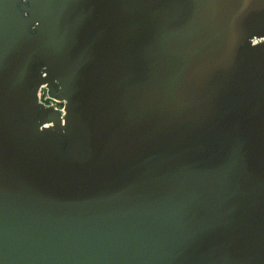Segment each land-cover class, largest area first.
<instances>
[{
  "label": "water",
  "instance_id": "1",
  "mask_svg": "<svg viewBox=\"0 0 264 264\" xmlns=\"http://www.w3.org/2000/svg\"><path fill=\"white\" fill-rule=\"evenodd\" d=\"M0 264H264V0H0Z\"/></svg>",
  "mask_w": 264,
  "mask_h": 264
},
{
  "label": "built area",
  "instance_id": "2",
  "mask_svg": "<svg viewBox=\"0 0 264 264\" xmlns=\"http://www.w3.org/2000/svg\"><path fill=\"white\" fill-rule=\"evenodd\" d=\"M42 92V94H40ZM37 98H38V101L41 102L42 104H45L48 102L47 105H50L52 106L54 109L58 110V111H62L61 110V107H59V103L55 102V101H52V100H49L45 94H44V90L43 88H40L37 92Z\"/></svg>",
  "mask_w": 264,
  "mask_h": 264
},
{
  "label": "rangeland",
  "instance_id": "3",
  "mask_svg": "<svg viewBox=\"0 0 264 264\" xmlns=\"http://www.w3.org/2000/svg\"><path fill=\"white\" fill-rule=\"evenodd\" d=\"M40 94H42V92H41ZM47 104H48V102H47V103H45V105H47Z\"/></svg>",
  "mask_w": 264,
  "mask_h": 264
}]
</instances>
